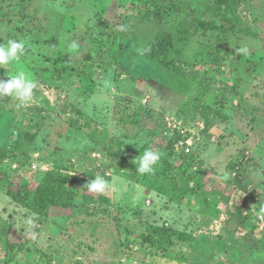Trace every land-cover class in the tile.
Wrapping results in <instances>:
<instances>
[{
    "label": "rangeland",
    "instance_id": "obj_1",
    "mask_svg": "<svg viewBox=\"0 0 264 264\" xmlns=\"http://www.w3.org/2000/svg\"><path fill=\"white\" fill-rule=\"evenodd\" d=\"M179 8L232 19L235 54ZM8 39L25 50L0 79L37 88L0 97V264H264V0H0ZM145 148L161 159L140 175ZM41 189L72 209L22 203Z\"/></svg>",
    "mask_w": 264,
    "mask_h": 264
},
{
    "label": "clouds",
    "instance_id": "obj_2",
    "mask_svg": "<svg viewBox=\"0 0 264 264\" xmlns=\"http://www.w3.org/2000/svg\"><path fill=\"white\" fill-rule=\"evenodd\" d=\"M75 44L72 48H75ZM25 43L22 40L8 39L0 43V68L5 69L20 61L24 54ZM240 54H247L248 49H237ZM9 79H0V97H12L18 101L17 107H26L34 98L37 81L30 74L23 71L9 75ZM139 147V146H138ZM161 159L160 152L151 148H145L141 154L132 161L136 166V172L140 175L152 174L155 166ZM111 184L103 176L97 175L90 179L84 186L89 192L104 194L111 189ZM264 213V207L260 209Z\"/></svg>",
    "mask_w": 264,
    "mask_h": 264
},
{
    "label": "trees",
    "instance_id": "obj_3",
    "mask_svg": "<svg viewBox=\"0 0 264 264\" xmlns=\"http://www.w3.org/2000/svg\"><path fill=\"white\" fill-rule=\"evenodd\" d=\"M224 10H226V8H223ZM158 10L161 12V14L164 16H166V12L162 10V8H158ZM176 13L178 15H187L191 18L193 24L205 31V32H209V31H213V32H218L219 34H221V38L219 39V42L223 43L222 46V50L224 51V57L228 58L231 57L235 54V50L233 48H231L229 46V39L231 36V33L233 32V23L234 21L232 19H217L216 20H210L207 19L206 17H202L200 16L196 11L188 9V8H179L176 10ZM226 13H228V10H226ZM229 24L231 25V27H229ZM166 37H169L168 33H165ZM165 43V39L163 38H159L155 41H153V43H151L147 49L144 51V55L153 61H159L158 55L163 53L164 51L167 50V45L164 44ZM65 64V67L68 68L71 71H77L79 68H77L74 64H69V62H67V60H63L62 61ZM243 62L246 63V66L248 67L249 71H251L253 69V63L250 62L249 60H244ZM0 156H2L3 158L6 156V152L3 151L2 149H0ZM48 177V176H47ZM45 179H48V178ZM42 187V186H41ZM42 190V189H41ZM38 192H33V193H24L25 197L28 199V202H23L22 203L32 209L33 204L32 202L39 204L41 203L43 208L42 210H34L37 214L41 215V216H52L53 211L56 209H62V210H70L72 209V204H73V197H71L69 200L66 199V197L62 196V195H51L50 192L48 194L47 190L44 189L41 191L37 190ZM70 202V203H69ZM53 209V210H52ZM33 210V209H32ZM72 213V211H71ZM58 214V213H57ZM60 215V214H59ZM70 216V213L65 214V216ZM158 229V228H153ZM168 233V231L166 232ZM172 238H176L178 241H185V238L183 236V234L176 232V233H172L171 234ZM146 240L149 243L154 244L155 241L149 238H146Z\"/></svg>",
    "mask_w": 264,
    "mask_h": 264
}]
</instances>
